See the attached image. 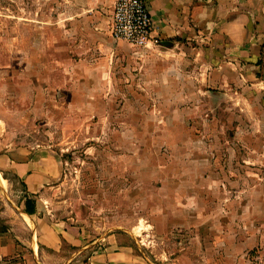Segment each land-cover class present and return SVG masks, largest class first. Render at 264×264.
Masks as SVG:
<instances>
[{
    "label": "rangeland",
    "instance_id": "rangeland-1",
    "mask_svg": "<svg viewBox=\"0 0 264 264\" xmlns=\"http://www.w3.org/2000/svg\"><path fill=\"white\" fill-rule=\"evenodd\" d=\"M41 3L0 0V151L44 147L61 155L63 173L43 193L53 217L70 216L91 236L127 231L151 264H264V88L200 91L192 107L177 108L172 119L191 159L175 160L166 147L116 146L107 119L119 108L105 101L61 121L73 93L43 28L31 22ZM115 47L118 83L128 51ZM146 110L170 117L169 109ZM0 178V232L24 236L22 184L9 173Z\"/></svg>",
    "mask_w": 264,
    "mask_h": 264
},
{
    "label": "crops",
    "instance_id": "crops-1",
    "mask_svg": "<svg viewBox=\"0 0 264 264\" xmlns=\"http://www.w3.org/2000/svg\"><path fill=\"white\" fill-rule=\"evenodd\" d=\"M115 1L42 0L40 14L31 20L57 52L73 93L66 107L71 111L65 110L61 121L75 120L83 107L97 109L105 101L108 108H119L107 119V135H115L116 146L132 143L145 153L166 147L176 151L175 160L191 159L188 145L180 142L179 120L172 119L177 108L192 107L200 91H237V84L264 88V0H145L151 39L136 49L109 34ZM115 46L128 51L118 62L120 84L115 82ZM130 108L135 109L131 114ZM146 108L169 109L170 117L164 122L165 115L158 119ZM63 164L61 155L44 147L0 151V174L18 179L24 193L18 218L24 236L12 228L0 232V264H83V253L85 264H151L135 252L127 231L91 236L70 216L53 217L43 193L55 187ZM26 198L34 202L32 214L24 212Z\"/></svg>",
    "mask_w": 264,
    "mask_h": 264
},
{
    "label": "built area",
    "instance_id": "built-area-1",
    "mask_svg": "<svg viewBox=\"0 0 264 264\" xmlns=\"http://www.w3.org/2000/svg\"><path fill=\"white\" fill-rule=\"evenodd\" d=\"M152 22L145 0H116L109 34L134 48L145 47L150 41Z\"/></svg>",
    "mask_w": 264,
    "mask_h": 264
},
{
    "label": "trees",
    "instance_id": "trees-1",
    "mask_svg": "<svg viewBox=\"0 0 264 264\" xmlns=\"http://www.w3.org/2000/svg\"><path fill=\"white\" fill-rule=\"evenodd\" d=\"M33 201L32 199L26 198L25 200V210L24 212L26 214H32L33 213Z\"/></svg>",
    "mask_w": 264,
    "mask_h": 264
},
{
    "label": "bare ground",
    "instance_id": "bare-ground-1",
    "mask_svg": "<svg viewBox=\"0 0 264 264\" xmlns=\"http://www.w3.org/2000/svg\"><path fill=\"white\" fill-rule=\"evenodd\" d=\"M5 183H6V182H5V181H3V182L1 183V185L3 186Z\"/></svg>",
    "mask_w": 264,
    "mask_h": 264
}]
</instances>
